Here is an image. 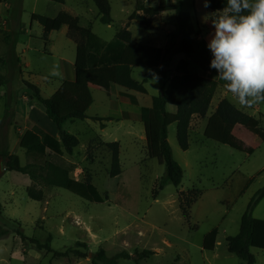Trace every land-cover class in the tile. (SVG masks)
I'll use <instances>...</instances> for the list:
<instances>
[{
	"label": "rangeland",
	"instance_id": "1",
	"mask_svg": "<svg viewBox=\"0 0 264 264\" xmlns=\"http://www.w3.org/2000/svg\"><path fill=\"white\" fill-rule=\"evenodd\" d=\"M136 1L109 0L113 23L105 26L99 23L93 0H64V4L0 0V74L10 82L7 88L0 86V152L8 148L23 166L34 162L18 146L26 128L39 120L31 117L30 108L35 107L37 113L41 108L23 83L27 82L39 89L43 99L51 100L58 116L78 111L89 117L63 126L79 141L70 157L77 165L72 177L89 178L105 198L102 204H94L66 190L46 188L44 199L33 201L26 194L30 179L4 171L0 175V233L6 234H0V264H93L92 256L99 249L107 257L121 252L133 257L135 252L152 253L138 263L131 259L117 264H246L227 252L226 239L238 234L248 202L264 187V141L240 125L226 137L208 119L217 103L227 99L258 119L264 132V102L241 107L226 91V82L215 79L216 71L209 70L198 58L187 56L192 73L214 80L219 86L205 118L194 117L190 123L187 151L178 146L175 125L168 128L167 141L183 169V179L178 188L168 185L156 196L165 167L147 157L140 108L151 105L164 77L169 79L179 59L186 56L178 53V40H172V35L178 34L174 5L180 2L182 11L192 19L202 20L205 11H212L204 8L205 0H142L144 7L165 6L144 27L128 20ZM32 14L56 19L62 26L45 38L42 26L31 21ZM69 24L90 26L98 37L117 45L116 33L130 31L132 42L125 46L123 63L132 66L133 79L146 80V94L119 86L110 92L93 85V104L85 107L70 91L62 93L61 85L73 81L74 76L75 44L66 36ZM171 44L174 48L165 55ZM54 64L59 65L60 77L49 75ZM116 89L123 94L118 95ZM168 110L174 111L172 106ZM93 117L111 120L105 121L102 128V121H93ZM113 142L119 144L121 174L110 178L112 154L106 144ZM193 197L195 202L186 208L185 201ZM252 216L264 220V200ZM16 230L29 240L23 243ZM49 236L53 252L79 250L86 257L77 258L71 253L54 257L30 242L45 245ZM250 252L255 264H264L263 250L251 248Z\"/></svg>",
	"mask_w": 264,
	"mask_h": 264
},
{
	"label": "trees",
	"instance_id": "2",
	"mask_svg": "<svg viewBox=\"0 0 264 264\" xmlns=\"http://www.w3.org/2000/svg\"><path fill=\"white\" fill-rule=\"evenodd\" d=\"M56 4H64V0H48ZM210 7L207 9L214 12L225 6V0H209ZM99 14V23L109 26L113 23L111 18V6L109 0H93ZM153 9L144 7L142 0L136 1L135 11L128 17L129 21H135L144 27L150 25V20L165 8ZM172 9V8H169ZM177 21L178 34L172 35V40H178L181 55H193L206 63L210 69L212 59L207 49V42L203 39L192 38L186 31L182 15L181 3L174 5ZM141 12V14H139ZM31 21L37 22L43 28L44 37L62 26V22L38 14L31 15ZM66 36L75 44V60L73 65V81H66L61 85V92L70 91L78 102L85 107L91 106L93 98L90 87L93 83L108 88L114 92L119 86L127 91L146 94L144 87L146 80L136 81L132 77V67L123 63L125 46L131 45L132 34L124 29L115 35L118 42L113 44L107 42L92 32L90 26L81 27L76 24H69ZM47 42V39H45ZM174 48L170 45L165 51ZM165 80V77H164ZM8 78L0 74V86L7 88ZM24 85L33 92L34 98L44 110L45 115L58 128L59 138L56 139L37 126H32L23 132L19 138L18 146L25 150L26 155L34 160L23 166L18 156L10 154L8 148L0 152V159L3 160L4 171L16 172L27 176L31 185L26 188L27 197L33 201L41 202L44 199V189L58 188L94 204H102L105 198L99 193L89 178L75 180L72 174L77 165L70 160L74 149L79 145L78 139L66 132L63 126L67 122L84 121L89 117L83 112L74 111L64 116H58L52 109V102L40 96L39 89L27 82ZM219 84L214 80H207L192 73L188 60L185 57L179 59L174 68V73L167 82L161 84L157 96L152 98L149 107H141L139 118L143 123L146 141L147 157L156 160L165 167V172L157 182L154 194L157 196L166 186L172 185L178 188L183 179V169L175 161L169 143L168 128L175 125L176 140L182 151L189 149V127L194 117L205 118ZM172 106L174 111H169ZM93 121H110V118H90ZM209 123L221 129L226 137L230 136L235 126L240 125L250 133L264 141V132L259 128L260 121L247 115L236 108L227 99L218 102L214 112L209 117ZM106 147L111 151L110 178L121 174L119 161V144L117 142L107 143ZM39 160V162H37ZM252 180L245 186L246 191ZM182 196V195H180ZM196 197L185 201L186 208L195 202ZM264 200V187L259 190L248 202L245 212L241 216L239 232L236 236L226 239V250L229 254L236 256L246 264H255V258L250 249L255 248L264 251V220L253 218L252 214L258 204ZM183 215L186 211L182 208ZM2 207L0 205V213ZM16 236L24 243L29 239L21 231H14ZM0 234H6L2 232ZM50 239L47 244L41 245L38 241L30 240L39 250L52 253L54 257H67L70 253L77 258L86 257V253L79 250H68L64 253L53 252L50 248ZM84 247L85 245H78ZM152 253L143 251L135 252V257L126 252H121L113 257H107L103 249H99L92 256V263L117 264L119 260H134L138 263L148 258Z\"/></svg>",
	"mask_w": 264,
	"mask_h": 264
},
{
	"label": "clouds",
	"instance_id": "3",
	"mask_svg": "<svg viewBox=\"0 0 264 264\" xmlns=\"http://www.w3.org/2000/svg\"><path fill=\"white\" fill-rule=\"evenodd\" d=\"M203 6L210 7L209 0ZM202 20L213 29L206 47L215 79L226 82V91L241 107L264 102V0H225L222 9ZM49 75L61 76L58 64Z\"/></svg>",
	"mask_w": 264,
	"mask_h": 264
},
{
	"label": "crops",
	"instance_id": "4",
	"mask_svg": "<svg viewBox=\"0 0 264 264\" xmlns=\"http://www.w3.org/2000/svg\"><path fill=\"white\" fill-rule=\"evenodd\" d=\"M197 10H195V13L197 14ZM207 13V11H205ZM181 15H182V19H183V23H184V26H185V29L186 31L190 34V36L192 38H197V39H203L205 40L207 43L208 41L211 39V33L213 32V29L211 27V24L210 22L209 23H204L203 20H200L198 18L195 17V19H192L190 14L185 12V11H182V8H181ZM187 56H193V55H186L185 58H187ZM195 57V56H193ZM189 58V57H188ZM197 58V57H196ZM200 60V59H199ZM203 64H205V66L207 67L206 63L203 62L202 60H200ZM132 67V66H131ZM74 77V76H73ZM171 77H169L170 79ZM73 80V79H72ZM168 78H165V82H167ZM93 85H98L96 83H93ZM92 85V86H93ZM99 87H102L103 89L105 90H108L107 87L105 86H101V85H98ZM116 92L118 93V95L120 94H123L122 92L120 91H117L116 89ZM92 95V94H91ZM132 96V95H131ZM93 98V97H92ZM93 104V103H92ZM91 104V105H92ZM218 104V103H217ZM217 106V105H216ZM31 110V117H37L39 120L38 121H34V123L32 125H30V127H27L26 129H29L31 128L32 126H36L38 125L39 128L41 127L42 130H44L45 132H47L48 134H50L52 137L58 139L59 138V131H58V128L57 126L47 118V116L45 115V113L43 114L44 110L43 108L41 107L40 108V112L37 113L36 112V109L35 107L34 108H30ZM84 113V112H83ZM85 114V113H84ZM86 115V114H85ZM87 116V115H86ZM98 118H101V117H98ZM104 122L105 121H102L101 123V126L102 128L105 127L104 125ZM74 123V122H73ZM37 126V127H38ZM104 126V127H103ZM26 131V130H25ZM89 143V142H88ZM87 143V144H88ZM88 146V145H87ZM4 172V170H3ZM2 172V174H3Z\"/></svg>",
	"mask_w": 264,
	"mask_h": 264
},
{
	"label": "water",
	"instance_id": "5",
	"mask_svg": "<svg viewBox=\"0 0 264 264\" xmlns=\"http://www.w3.org/2000/svg\"><path fill=\"white\" fill-rule=\"evenodd\" d=\"M4 168H3V160L0 159V175L2 174Z\"/></svg>",
	"mask_w": 264,
	"mask_h": 264
}]
</instances>
